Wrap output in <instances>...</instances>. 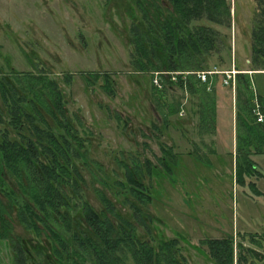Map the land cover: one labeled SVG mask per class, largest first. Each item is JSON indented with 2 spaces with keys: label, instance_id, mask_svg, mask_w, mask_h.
Listing matches in <instances>:
<instances>
[{
  "label": "rangeland",
  "instance_id": "obj_1",
  "mask_svg": "<svg viewBox=\"0 0 264 264\" xmlns=\"http://www.w3.org/2000/svg\"><path fill=\"white\" fill-rule=\"evenodd\" d=\"M261 4L264 6V0H232L231 29L208 24L227 34L231 46L229 53L222 51L220 56L209 59L208 71L236 70L238 74H248L252 79V112L257 105L264 108V64L259 62V70L249 71L251 31L263 22L259 13L262 9L264 12ZM137 19L139 13L134 11L132 0H0V78L8 76L10 68L18 73L33 71L30 61L42 60L43 68L64 94L67 116L87 141L85 155L73 160L85 180V200L101 210L98 193L101 192L124 213L128 207L122 208L119 194L130 193L123 165L135 168V163L142 166L149 163V174L142 167L143 183L149 187L152 198L145 212L152 221L155 244L160 239L177 238L186 264H213L207 257V247L200 245V241L230 235L240 242L238 233L264 234V156H250L260 172L254 175L245 173L247 169L240 160L237 180L235 167L240 138L236 77L235 86L230 88L223 86L220 74L214 75L220 86L217 92L225 98L220 102L217 92L214 93L215 106L217 103L224 106L216 112L213 131L204 134L198 133V98L177 87L167 88L162 97L152 89V86H157L156 90H160L159 85L163 87L159 73H140L132 67L134 49L129 30L132 23H139ZM66 79L70 80L69 84ZM106 79L112 92L105 87ZM246 97L242 92L241 98ZM170 108L180 111L167 117L166 124ZM26 111L30 113L31 109ZM227 112L230 116L235 114L234 120L228 117L232 128L234 123L231 139L234 144L225 143L214 150L208 144L216 139L222 142L221 136L215 138L217 114L224 125ZM45 116L58 133L57 125ZM0 117L6 121L1 100ZM5 127L0 124V135ZM15 137L11 133L10 139ZM169 148L175 159L164 157L170 169L167 173L159 159L163 158L162 151ZM0 169L7 184L16 188L20 196L16 181L1 161ZM119 182H124V188L118 186ZM251 183L259 196L252 191ZM13 215L16 219V214ZM15 225L16 233L28 239V243L36 241L24 233L21 225L17 222ZM243 243L247 248L263 252L248 240ZM0 264H13L7 242H0Z\"/></svg>",
  "mask_w": 264,
  "mask_h": 264
},
{
  "label": "trees",
  "instance_id": "obj_2",
  "mask_svg": "<svg viewBox=\"0 0 264 264\" xmlns=\"http://www.w3.org/2000/svg\"><path fill=\"white\" fill-rule=\"evenodd\" d=\"M132 1L134 11L139 13V23H132L129 30L134 49L132 67L140 73H159L164 81L163 90H156L157 86L152 89L160 97L167 88L177 87L198 98V133L213 131L216 115L213 81L209 78L203 83L196 73L208 71L209 59L214 55L230 52L228 35L208 24L230 30L232 0ZM259 13L263 22L251 31V72L260 69L259 62L264 64L263 9ZM30 63L33 71L18 73L10 68V74L0 78V100L7 117L5 122L0 117V124L6 125L0 135V161L16 181L20 193L19 196L16 188L7 184L0 169V242L9 244L13 264H186L177 238L160 239L157 244L152 239V221L145 212L152 198L149 187L143 183L142 171L143 167L144 172H151L149 163L145 166L135 163V168L123 165L130 193L119 194L122 208L128 207L124 213L101 192H98L101 210L85 200V180L73 160L85 155L87 141L67 116L64 94L43 68V62L35 59ZM170 74H174L173 81ZM93 75L98 77L96 73ZM236 78L240 140L235 168L238 169L241 160L246 174H259L250 156H264V123H257L252 112V79L245 73ZM106 81L107 91L112 92ZM66 83L70 80L66 79ZM242 92L247 95L244 100ZM259 101L262 102L261 98ZM261 110L264 112V108ZM179 111L170 108L165 123L167 117ZM44 113L57 125L58 133ZM11 133L16 136L14 139H10ZM162 153L159 163L170 173L164 157L173 161L175 155L172 157L171 148ZM239 174L238 169L237 180ZM244 178L242 174L241 180ZM118 186L124 188V182ZM250 187L260 195L253 183ZM15 222L36 241L28 243V239L18 235ZM238 237L242 241L235 242L229 235L202 240L200 245L207 247V257L213 264H264V234L238 233ZM246 240L263 252L245 247Z\"/></svg>",
  "mask_w": 264,
  "mask_h": 264
},
{
  "label": "crops",
  "instance_id": "obj_3",
  "mask_svg": "<svg viewBox=\"0 0 264 264\" xmlns=\"http://www.w3.org/2000/svg\"><path fill=\"white\" fill-rule=\"evenodd\" d=\"M210 78V79H209ZM208 79L212 82L213 81V89H214V92L216 93L217 91L218 92H220V86H218V80L216 79V77H209ZM216 79V80H215ZM210 81H209V84H210ZM222 85V84H221ZM218 87H219V90H217L218 89ZM223 87V86H222ZM216 93V97H217V99L220 101V102H224V100L223 99H225V98H223V97H221L220 96V93ZM215 95V94H214ZM260 95H262V94H260ZM219 102V103H220ZM220 106H224V105H220V104H216V112L217 113H219L220 111H221V107ZM232 109V108H231ZM218 116H217V119H216V122H217V124H216V126H215V138L217 137V136H219V138H220V136H221V138H222V142H220V141H218V139H216L215 140V142H213V144H212V142H210V144H208L211 148H218V147H220V148H222L224 145H225V143L226 144H228V146H230V145H232V144H234L233 142H231V139H232V135H233V129H234V123H233V128H232V124H231V122H230V120L228 121V117H229V119L232 117V119H233V117H234V115L235 114H232L231 116L229 115V113L227 112V120L225 119V123H224V125L222 124L223 123V121H221L220 119H219V114H217ZM225 117V116H224ZM234 120V119H233ZM223 127H224V129H223ZM214 138V139H215ZM226 139H228L227 140V142H226ZM213 146V147H212ZM215 150V149H214ZM212 155L214 156V155H216V152H213L212 151Z\"/></svg>",
  "mask_w": 264,
  "mask_h": 264
},
{
  "label": "built area",
  "instance_id": "obj_4",
  "mask_svg": "<svg viewBox=\"0 0 264 264\" xmlns=\"http://www.w3.org/2000/svg\"><path fill=\"white\" fill-rule=\"evenodd\" d=\"M221 75L222 76V84L223 86L227 87H234L235 83V77L238 74V71L236 70H228L224 72H219L217 70H212V71H206V72H200L197 74V78L203 82L206 83L209 77H212L214 75ZM172 80H174V77H172ZM160 89L162 88L161 85H159ZM254 116L256 117V122L261 123L264 120V112L261 110V108L257 105L256 108L254 109Z\"/></svg>",
  "mask_w": 264,
  "mask_h": 264
},
{
  "label": "flooded vegetation",
  "instance_id": "obj_5",
  "mask_svg": "<svg viewBox=\"0 0 264 264\" xmlns=\"http://www.w3.org/2000/svg\"><path fill=\"white\" fill-rule=\"evenodd\" d=\"M39 59V58H38ZM40 60V59H39ZM42 61V60H41ZM43 62V61H42Z\"/></svg>",
  "mask_w": 264,
  "mask_h": 264
}]
</instances>
